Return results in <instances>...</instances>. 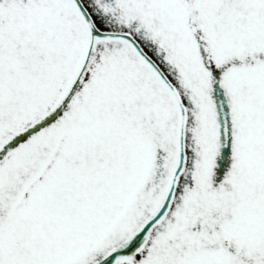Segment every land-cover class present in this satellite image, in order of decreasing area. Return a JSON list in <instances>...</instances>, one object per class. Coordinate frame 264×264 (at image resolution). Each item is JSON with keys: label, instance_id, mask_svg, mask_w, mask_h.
<instances>
[{"label": "snow or ice", "instance_id": "1", "mask_svg": "<svg viewBox=\"0 0 264 264\" xmlns=\"http://www.w3.org/2000/svg\"><path fill=\"white\" fill-rule=\"evenodd\" d=\"M0 264H264V0H0Z\"/></svg>", "mask_w": 264, "mask_h": 264}]
</instances>
